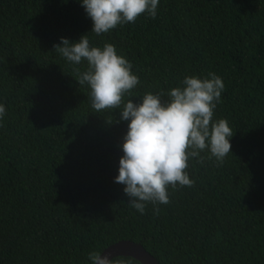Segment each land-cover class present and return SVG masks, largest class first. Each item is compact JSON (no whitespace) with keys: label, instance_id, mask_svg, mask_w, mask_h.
Masks as SVG:
<instances>
[{"label":"trees","instance_id":"trees-1","mask_svg":"<svg viewBox=\"0 0 264 264\" xmlns=\"http://www.w3.org/2000/svg\"><path fill=\"white\" fill-rule=\"evenodd\" d=\"M91 26L79 0H0V264H88L120 240L159 264H264V0H160L155 19ZM82 34L131 62L140 82L125 101L167 99L185 75L223 80L213 120L232 129L231 152L189 160L193 186L170 187L158 214L113 180L127 122L92 107L87 62L54 48Z\"/></svg>","mask_w":264,"mask_h":264},{"label":"clouds","instance_id":"clouds-1","mask_svg":"<svg viewBox=\"0 0 264 264\" xmlns=\"http://www.w3.org/2000/svg\"><path fill=\"white\" fill-rule=\"evenodd\" d=\"M91 19V31L100 35L118 25L135 22L142 14L155 19L160 0H79ZM54 48L73 64L87 62L78 83L86 84L96 111L118 109L127 122L114 182L123 185L128 203L140 214L149 204L158 214L159 205L170 203L169 188L191 187L194 180L186 169L189 160L203 163L202 153L219 164L231 152L233 131L224 119L213 120L224 83L214 72L185 75L167 92L144 93L139 100H124L139 84L131 62L115 46H91L86 35L70 41L61 37ZM6 108L0 103V121ZM88 264H113L100 251L87 254Z\"/></svg>","mask_w":264,"mask_h":264},{"label":"water","instance_id":"water-1","mask_svg":"<svg viewBox=\"0 0 264 264\" xmlns=\"http://www.w3.org/2000/svg\"><path fill=\"white\" fill-rule=\"evenodd\" d=\"M102 255L108 256L111 260L115 257H131L141 264H159L157 259L137 242L131 240L117 241L102 251Z\"/></svg>","mask_w":264,"mask_h":264}]
</instances>
